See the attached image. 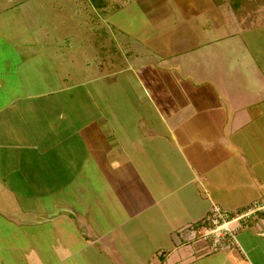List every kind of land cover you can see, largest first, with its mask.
I'll list each match as a JSON object with an SVG mask.
<instances>
[{
  "label": "crops",
  "instance_id": "crops-1",
  "mask_svg": "<svg viewBox=\"0 0 264 264\" xmlns=\"http://www.w3.org/2000/svg\"><path fill=\"white\" fill-rule=\"evenodd\" d=\"M262 30L242 29L218 0L124 3L116 40L152 60L132 76L157 116L132 118L131 131L120 120L110 135L98 119L74 128L67 54L46 55L61 61L55 98L37 90L32 54L1 47L0 264L8 225L14 237H47L28 264H73L74 254L84 264H264V214L237 247L209 256L193 228L214 205L264 202V60L251 43Z\"/></svg>",
  "mask_w": 264,
  "mask_h": 264
},
{
  "label": "rangeland",
  "instance_id": "rangeland-1",
  "mask_svg": "<svg viewBox=\"0 0 264 264\" xmlns=\"http://www.w3.org/2000/svg\"><path fill=\"white\" fill-rule=\"evenodd\" d=\"M128 1L130 0H0V13L7 12L0 17V35L10 42H2L0 48L5 47L12 54L16 51L10 46L18 45L32 54L31 60L40 64V73L35 72V78L39 76L40 80L38 82L36 79L34 83L41 95L51 92L50 97L58 98L64 91H54L60 85L58 75L61 76V73L56 66L61 61L56 62L46 55L56 52L67 54L71 58L72 83L66 87L73 100L68 103H71V110L67 109V113L76 124H73L74 128L98 119L109 123L104 133L110 135L111 132H116V124H120V120L124 124L122 129L124 127V131H131L133 123L129 120L132 118L157 116L150 106L149 94L136 77L134 79L132 70L145 65L152 66V60L144 50L116 40V10ZM218 2L227 7L232 20L242 29L264 26V0ZM250 36L254 35L250 32ZM251 43H258L259 52L263 48V55L258 56L264 60V37L258 41L251 40ZM249 52L251 53L250 48ZM123 73L124 77L121 75ZM28 76L32 78V72ZM47 79L50 86L44 83ZM149 86L153 88V84ZM51 87L52 91H45ZM7 229L3 231V237L7 232L5 241H8L9 249L3 251V258L9 264H28L30 254L35 255V251L41 246L48 249L47 237H14L9 225ZM25 232L35 235L39 231L34 229ZM30 247L33 248L32 253ZM36 253L38 256L39 253ZM74 256L73 264H84L80 254ZM44 258L46 259L45 256ZM206 260L209 259L204 261ZM100 263L105 264L102 261Z\"/></svg>",
  "mask_w": 264,
  "mask_h": 264
},
{
  "label": "built area",
  "instance_id": "built-area-1",
  "mask_svg": "<svg viewBox=\"0 0 264 264\" xmlns=\"http://www.w3.org/2000/svg\"><path fill=\"white\" fill-rule=\"evenodd\" d=\"M264 214V202L256 201L241 212H230L214 205L206 218L193 226L201 254L209 256L238 246L237 236Z\"/></svg>",
  "mask_w": 264,
  "mask_h": 264
}]
</instances>
